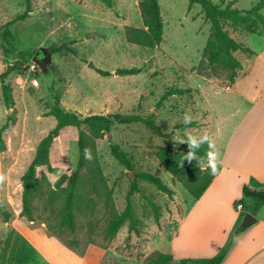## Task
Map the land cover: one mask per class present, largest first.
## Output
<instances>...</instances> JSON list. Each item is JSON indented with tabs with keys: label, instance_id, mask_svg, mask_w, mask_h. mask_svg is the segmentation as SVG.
<instances>
[{
	"label": "rangeland",
	"instance_id": "rangeland-1",
	"mask_svg": "<svg viewBox=\"0 0 264 264\" xmlns=\"http://www.w3.org/2000/svg\"><path fill=\"white\" fill-rule=\"evenodd\" d=\"M111 1L112 6L107 7L101 0H31L32 10L21 20L16 17L25 10L24 0H0V72L5 65L17 59L24 63V69L7 80L14 89L16 123L4 131L7 149L0 154V203L13 216L9 222H4L0 215V264H45L44 260L34 256L29 247L17 251L15 246L12 247L10 236L14 229L23 225L40 234L50 235L45 221H53L61 198L55 201L52 211L47 204L49 187L77 163V130L66 126L50 149V163L55 170L48 172L46 167L38 170L39 174H46L50 186L40 185L32 198L35 220L28 221L18 215L21 210L19 175L29 164L39 140L56 124L54 116L46 115V106L51 105L55 97L64 109L77 110L81 117L116 112L152 115L161 129L172 133L175 140L183 136L186 141V134L206 132L203 112L210 107L225 117L223 123L226 126L238 119V115H226L234 100L205 81L212 79L220 86L229 84L227 71L218 69L213 75L204 64H200L210 29L200 5L194 4L189 8L188 0H158L163 19V40L158 46L148 48L128 42L124 33L125 26H142L140 0ZM213 1L226 4L231 0ZM257 1L236 0L234 6L246 10ZM8 22L11 24L6 26ZM229 27L226 25L233 36L236 32ZM6 29L9 30L7 36L4 33ZM233 37L244 42L247 35ZM255 38L264 40L263 36ZM62 43H67L70 51L50 50L53 44ZM40 48L46 49L44 54L49 52L51 56L50 63L43 69L34 60ZM238 54L235 53L236 56ZM90 63L93 66H89ZM132 67L141 68V71L130 75L118 72L121 68ZM97 69L108 71L109 75H101ZM169 88H189L190 91L162 99ZM10 112L3 104L0 83V126L6 122ZM185 114L196 120L198 126L180 131L175 125L183 122ZM205 121L209 122L211 129L219 124L211 117ZM113 142L127 152L135 169L158 175L174 193L168 196L152 184L139 180L140 191L130 197L133 213L143 224L139 234L129 233L126 221L114 237L105 239L104 228L110 211L103 198L95 196L93 211L78 214L75 233L66 231L60 237L51 236L79 257L84 253L79 254L62 240L77 239L80 248L92 240V244L105 251L100 264H145L144 259L148 255L169 251L170 241L163 236L174 234L178 218L191 209L195 200L179 182L173 181L157 159V151L166 143L164 137L153 134L142 123H116L103 138L95 141V154L108 186L112 188L113 205L117 211L121 212L125 207L131 181L130 172L110 154L109 146ZM215 148L219 152V140H216ZM241 197L245 203L243 217L250 209L251 199L244 193ZM151 202L157 206V219ZM239 203H234L235 209ZM241 225L237 226L222 249H230L234 245ZM194 236L200 241L207 239L208 234L198 232ZM189 247L183 251L190 252ZM173 259L178 261L180 258L176 256ZM95 260L90 252L84 264H94ZM72 264L82 262L73 261Z\"/></svg>",
	"mask_w": 264,
	"mask_h": 264
},
{
	"label": "trees",
	"instance_id": "trees-1",
	"mask_svg": "<svg viewBox=\"0 0 264 264\" xmlns=\"http://www.w3.org/2000/svg\"><path fill=\"white\" fill-rule=\"evenodd\" d=\"M107 7L112 6L111 0H101ZM236 0H231L226 4L214 2L213 0H188L189 8L198 4L201 7L205 20L209 23L210 29L208 37L202 49L203 60L200 64L205 65V69L213 75L217 74L218 69L227 71L229 84L233 83L238 75V71L242 69L241 61L234 55V52L241 51L244 54H253L254 52L237 41L226 28L229 25L233 31L241 30L248 33L262 32L264 34V14L261 9L264 7V0H258L253 6L246 10H240L234 6ZM25 10L19 14L16 19H24L31 12V0H24ZM139 11L142 19V26H125L124 33L126 40L143 47L154 48L163 40V19L161 15V7L158 0H140ZM11 22L6 24L9 25ZM7 36L9 30H5ZM53 52L62 50L70 51L67 43L60 45L53 44L50 47ZM24 69V63L17 59L5 65L0 72V83L2 91V100L6 110H11L7 114V120L0 126V154L5 152L7 144L4 139V131L11 125H15V99L14 89L11 83L7 80L9 77ZM141 71V68H121L119 73L130 75ZM101 75H109L108 71L97 69ZM187 89L169 88L162 99L174 95L181 94ZM48 109L46 115H52L56 119L55 126L42 137L35 147L34 154L25 169L20 172L19 181L21 186L20 217H25L28 221L35 220L32 209V198L42 184L50 186L46 174H39L38 170L46 167L48 172L55 170L50 163V149L55 138L60 134V131L71 126L77 130V145L78 158L76 166L61 174L49 187L47 204L53 211L54 203L58 198H61L60 206L58 207L53 221H45L47 230L50 235L60 237L64 232L75 233L78 224V214H85V211L92 212L95 205V196L103 198L104 205L109 208L110 216L104 228V238L111 239L114 237L122 225L128 221V232L139 234L143 226L141 220L137 218L132 209L130 197L133 193L139 192V180H143L155 186L159 191L171 196L174 190L166 185L163 180L156 174L140 171L135 169L133 161L129 158L127 152L121 149L120 145L113 142L109 146L110 154L119 164L123 165L130 172V189L125 198V207L119 212L114 208L112 199V188L108 186L107 178L103 173L102 167L96 158L95 141L103 138L105 133L109 132L111 127L118 124L142 123L148 129L160 137L166 139V143L157 153V159L162 167L171 175L175 182H179L183 189L194 199H199L206 191L212 180L221 170L218 165L216 174H211L205 169V166L199 163V159L205 156L208 150L207 144H202L199 149H196L198 159L188 161L183 159L184 155L189 151L188 143H178L172 133L163 131L152 115H143L141 113H110V114H89L81 117L73 110L64 109L60 105L57 97L51 105L46 106ZM198 122L192 119V122L185 125L179 122L175 128L183 131L189 127H197ZM85 149L91 151L92 159L88 160L84 157ZM93 193V196H90ZM243 193L247 197L253 199V211L264 203V189L253 190L247 186L243 187ZM154 211V218L157 219L159 212L157 206L151 202ZM53 208V209H52ZM0 215L4 222H9L13 216L12 212L7 207L0 203ZM239 228L237 232L241 231ZM62 242L69 248L83 254L84 250L92 240H88L85 245L80 248L77 239H70ZM228 248L220 250L217 254L210 257L198 258H181L174 261L169 253L156 251L145 257V264H221Z\"/></svg>",
	"mask_w": 264,
	"mask_h": 264
},
{
	"label": "crops",
	"instance_id": "crops-1",
	"mask_svg": "<svg viewBox=\"0 0 264 264\" xmlns=\"http://www.w3.org/2000/svg\"><path fill=\"white\" fill-rule=\"evenodd\" d=\"M261 12L264 14V7ZM234 32L233 36L247 35L243 39L245 43H242L254 53L236 51L239 53L236 56L234 52L242 63V69L233 83L220 86L212 79L205 81L234 100L226 115H238V119L226 126L223 123L225 117L217 114L212 107L203 112L205 131L220 143L218 165L221 170L203 195L194 201L191 209L178 218L174 234L163 236L169 239L170 248L168 252H161L169 253L173 258L213 256L225 246L246 214H251L254 221L240 227L242 229L234 245L221 264H264V203L254 212L253 199L248 197L251 199L250 209L243 217L241 215L245 211V203L241 199L243 187L264 189V40L255 38L264 37V34L241 30ZM209 117L219 121L215 129H211L209 122L205 121ZM20 194L21 186L19 203ZM236 202H241V210L234 208ZM198 232L207 233V239L199 241L194 236ZM10 238L12 247L15 246L17 251L29 247L34 256L44 260L45 264H72L73 261L84 264L90 252L96 257L94 264H100L105 253L102 248L91 244L79 257L56 237L40 234L25 225L14 229ZM187 247L191 251L185 253L183 250Z\"/></svg>",
	"mask_w": 264,
	"mask_h": 264
},
{
	"label": "clouds",
	"instance_id": "clouds-1",
	"mask_svg": "<svg viewBox=\"0 0 264 264\" xmlns=\"http://www.w3.org/2000/svg\"><path fill=\"white\" fill-rule=\"evenodd\" d=\"M191 122L192 117L188 114H185L183 117V123L185 125H188ZM186 136V142L189 145V151L187 152V154L184 155L183 159H186L188 161L197 160L198 157L195 150L199 149L202 144H207L209 146L208 150L205 152V156L199 159V163L204 165L205 169L210 171L211 174H216L218 170L219 154L215 148V138L208 132H204L203 134H200L198 132L189 133L186 134ZM176 141L185 142V138L182 136ZM84 157L88 160L92 159L91 151L85 149Z\"/></svg>",
	"mask_w": 264,
	"mask_h": 264
},
{
	"label": "water",
	"instance_id": "water-1",
	"mask_svg": "<svg viewBox=\"0 0 264 264\" xmlns=\"http://www.w3.org/2000/svg\"><path fill=\"white\" fill-rule=\"evenodd\" d=\"M45 51H46V49L40 48L39 50L36 51V54L34 56V60L40 65L41 69H43L45 67V65H48L50 63V61H51L50 53L46 52L44 54ZM43 54H44V56H43ZM89 66H93V64L90 63ZM9 111L10 110H7V112H9ZM74 112L80 115V113H78L77 110H75ZM129 175H130V173H129ZM252 221H254V218L252 217V215L251 214H246L241 226L242 227H246Z\"/></svg>",
	"mask_w": 264,
	"mask_h": 264
},
{
	"label": "built area",
	"instance_id": "built-area-1",
	"mask_svg": "<svg viewBox=\"0 0 264 264\" xmlns=\"http://www.w3.org/2000/svg\"><path fill=\"white\" fill-rule=\"evenodd\" d=\"M236 208H237L238 210H241V209H242V204H241V203L237 204V205H236Z\"/></svg>",
	"mask_w": 264,
	"mask_h": 264
},
{
	"label": "flooded vegetation",
	"instance_id": "flooded-vegetation-1",
	"mask_svg": "<svg viewBox=\"0 0 264 264\" xmlns=\"http://www.w3.org/2000/svg\"><path fill=\"white\" fill-rule=\"evenodd\" d=\"M42 55V54H41ZM43 56H44V54H43Z\"/></svg>",
	"mask_w": 264,
	"mask_h": 264
}]
</instances>
